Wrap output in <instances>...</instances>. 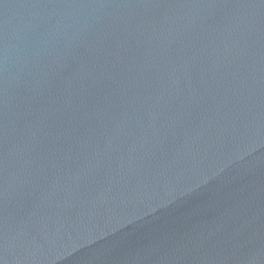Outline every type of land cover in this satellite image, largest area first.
<instances>
[{
    "label": "water",
    "instance_id": "obj_1",
    "mask_svg": "<svg viewBox=\"0 0 264 264\" xmlns=\"http://www.w3.org/2000/svg\"><path fill=\"white\" fill-rule=\"evenodd\" d=\"M0 264H264V0H0Z\"/></svg>",
    "mask_w": 264,
    "mask_h": 264
}]
</instances>
